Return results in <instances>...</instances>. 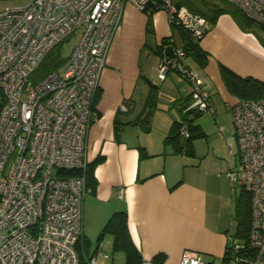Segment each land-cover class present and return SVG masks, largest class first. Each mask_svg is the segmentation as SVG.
<instances>
[{
    "label": "built area",
    "instance_id": "obj_1",
    "mask_svg": "<svg viewBox=\"0 0 264 264\" xmlns=\"http://www.w3.org/2000/svg\"><path fill=\"white\" fill-rule=\"evenodd\" d=\"M150 1L29 0L0 9V264H98L95 256L80 257L76 250L85 178L57 171L85 168L88 132L97 118L92 100L124 6L143 11ZM224 1L264 26V0ZM154 8L164 10L170 24L195 44L209 29L205 17L172 0ZM71 34L63 75L53 70L31 82L47 54ZM173 50L172 58L160 60L158 78L177 72L190 87L185 111L212 113L210 95L186 64L183 48ZM227 109L239 161L224 173L233 190L250 195V229L246 241L229 236L223 264H264V98H236ZM180 130L189 135L186 125ZM179 264L211 263L185 249Z\"/></svg>",
    "mask_w": 264,
    "mask_h": 264
},
{
    "label": "crops",
    "instance_id": "obj_2",
    "mask_svg": "<svg viewBox=\"0 0 264 264\" xmlns=\"http://www.w3.org/2000/svg\"><path fill=\"white\" fill-rule=\"evenodd\" d=\"M203 3L210 17L199 42L204 62L191 57L185 62L202 79L214 115L216 105L227 109L236 99L224 69L241 79L264 82V48L257 37L238 27L228 12L233 5L224 0ZM151 11L124 6L92 100L97 118L89 128L85 157L87 163L101 160L89 175L77 247L89 251L95 245L89 256L113 253V235L100 234L114 212L125 211L141 260L164 254L162 263L154 264H179L182 251L190 249L211 264H223L228 238L235 232L233 197L228 190L214 188L203 158L174 152L165 143L172 123L182 118L190 87L175 71L160 80L157 70L164 48L184 47L186 34L170 24L164 10ZM153 87L155 103L149 107ZM193 148L195 154L194 143ZM123 260L125 264V253Z\"/></svg>",
    "mask_w": 264,
    "mask_h": 264
},
{
    "label": "trees",
    "instance_id": "obj_3",
    "mask_svg": "<svg viewBox=\"0 0 264 264\" xmlns=\"http://www.w3.org/2000/svg\"><path fill=\"white\" fill-rule=\"evenodd\" d=\"M173 1V0H172ZM160 2V0H152L147 5L145 10L151 9L152 11H155L154 4ZM174 3L178 6H185L188 9L202 15L203 17H208L202 10H200L198 7H196L191 2L188 3L186 0H175ZM151 11V12H152ZM238 12V10H236ZM240 19H243L246 21V23H251L253 21L246 18L244 15L240 14L238 12ZM213 18V17H211ZM184 32V31H183ZM186 34V40L184 43L183 50L185 52V57H191L198 63H203L204 61V53L199 48V43L195 44L193 43L189 35ZM166 43V41H165ZM60 44V43H59ZM55 46L45 57V59L42 61V63L39 65L37 69L42 68V77L48 74L49 72L53 70H57V67L64 64L67 60V57H63L58 45ZM49 60V61H48ZM35 69L34 72L37 70ZM33 72V73H34ZM32 73V74H33ZM31 74V75H32ZM223 76L226 79L227 84L231 88L232 91L235 93L236 98H242V99H262L264 98V82H261L259 80H256L251 77H247L244 79H241L237 76H233V74L227 70H223ZM31 77V76H30ZM155 87H153L152 95H150V98L148 99L147 106L153 107L154 106V92ZM184 110L182 113V118L180 121H175L172 123V126L165 137V143L172 146L174 152L183 153L188 156H192L194 153L193 148V142L196 137L204 135L203 131L199 127L198 124L193 123V119L201 114V112H196L194 110H187L185 111L186 106L188 105V100L185 101ZM190 113H194V118H188L187 116ZM183 125H186V128L188 130L189 135L183 136L180 133V129ZM144 151L142 148H140V156H144ZM101 158L95 159L91 163H87L84 169H61L57 171V174L61 177H73V176H79L83 175L86 182V187H88V181H89V175H93V169L94 166L98 161H100ZM245 193L246 195H244ZM236 203L234 206V220L236 221L235 226V232L234 235L236 238L246 241L249 234L250 229V195L241 190L237 197H235ZM104 233H111L113 235V244L112 248L113 250H121L125 253L126 260L125 264H141V256L139 251L136 249L134 244L131 241L128 228H127V213L125 211H117L112 214V216L108 219L107 223L105 224L102 232L100 235ZM82 237V235H81ZM81 239V238H80ZM79 239V241H80ZM79 241L77 244H80ZM76 244V250L77 248ZM82 254H79L80 257L86 256V251L81 248ZM78 252V251H77ZM227 251L225 250V254L223 256V260L225 261L228 257ZM247 257L252 256L251 250H246L245 252ZM244 253V254H245ZM252 259V258H251ZM164 260V254H157L153 257V260H151L152 264L155 263H162Z\"/></svg>",
    "mask_w": 264,
    "mask_h": 264
},
{
    "label": "rangeland",
    "instance_id": "obj_4",
    "mask_svg": "<svg viewBox=\"0 0 264 264\" xmlns=\"http://www.w3.org/2000/svg\"><path fill=\"white\" fill-rule=\"evenodd\" d=\"M29 0H0V9L5 6H20L24 5ZM156 1V0H154ZM164 1V0H160ZM175 0H173L174 2ZM188 3L194 4L203 12H206L204 7L203 0H186ZM233 15L235 21L237 22L238 27L243 32H249L253 34L259 40L260 46L264 48V26L251 22L246 23L243 19H240L234 12L233 7H231L230 11H228ZM73 34L64 38L58 48L63 57H67L70 54V51L73 47L71 42ZM49 61V60H48ZM66 66V62L57 67L58 72L63 75L64 69ZM42 68L37 69L30 77V81L35 83L42 77ZM158 73V70H157ZM218 103V102H217ZM218 111L216 114L211 115V112H202L200 115L194 118V113H190L187 117L194 118L193 123L199 124L201 129L203 130L204 135L196 137L194 139L195 146V154L189 157H198L203 158V164H206V169H208L209 174L208 178H210L211 182L214 184V188L217 190H228L227 192L231 197H233V205L235 206L236 200L235 197L238 196L240 191V187H236L235 192L231 190V183L224 173V169L234 167L238 164L239 157L237 154V145L235 142L234 136V125H233V116L230 111L224 108L223 104L216 105ZM231 192V194H230ZM246 195L245 193H243ZM230 202V201H229ZM234 209V207H233ZM234 214V210L232 212ZM232 219V216H231ZM236 221L234 217L231 222V230L232 232L235 230ZM94 243V242H93ZM81 246L77 248L79 254H82ZM83 247V246H82ZM95 245L92 249L87 251L85 248L86 256H89L93 253ZM111 250L105 251L104 254H100L96 257L98 264H122L124 263V253L122 251H115L111 246ZM117 252L119 257H114ZM106 255V256H105Z\"/></svg>",
    "mask_w": 264,
    "mask_h": 264
},
{
    "label": "water",
    "instance_id": "obj_5",
    "mask_svg": "<svg viewBox=\"0 0 264 264\" xmlns=\"http://www.w3.org/2000/svg\"><path fill=\"white\" fill-rule=\"evenodd\" d=\"M164 55L166 57V59H170L174 56V50H173V46L168 45L164 48Z\"/></svg>",
    "mask_w": 264,
    "mask_h": 264
}]
</instances>
